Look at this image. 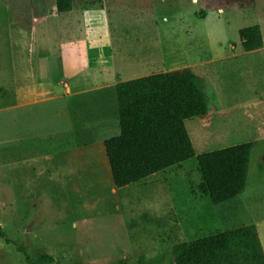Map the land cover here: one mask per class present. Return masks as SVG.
<instances>
[{
    "label": "rangeland",
    "instance_id": "374dc122",
    "mask_svg": "<svg viewBox=\"0 0 264 264\" xmlns=\"http://www.w3.org/2000/svg\"><path fill=\"white\" fill-rule=\"evenodd\" d=\"M222 3L74 0L59 13L55 0H0V264H175L176 244L246 224L264 245V0ZM85 8L106 11L116 72L95 65L102 47L89 55ZM253 25L263 47L246 51ZM188 66L213 108L189 132L220 139L207 150L254 142L246 190L218 205L196 159L117 188L104 146L121 132L116 89L77 90ZM23 87L58 96L28 119Z\"/></svg>",
    "mask_w": 264,
    "mask_h": 264
},
{
    "label": "trees",
    "instance_id": "16d2710c",
    "mask_svg": "<svg viewBox=\"0 0 264 264\" xmlns=\"http://www.w3.org/2000/svg\"><path fill=\"white\" fill-rule=\"evenodd\" d=\"M55 1L59 13L74 8V0ZM218 6L243 8L244 0H223ZM240 38L246 51L263 47L259 25L242 28ZM205 80L188 66L116 84L121 132L104 146L117 188L196 159L200 188L214 205L246 190L254 142L197 154L187 128L188 119L205 118L213 111ZM173 255L175 264H264V245L257 224H246L180 242Z\"/></svg>",
    "mask_w": 264,
    "mask_h": 264
},
{
    "label": "crops",
    "instance_id": "0c3cea01",
    "mask_svg": "<svg viewBox=\"0 0 264 264\" xmlns=\"http://www.w3.org/2000/svg\"><path fill=\"white\" fill-rule=\"evenodd\" d=\"M83 14L85 15V19L87 20L88 28H89L88 34H87V48L89 49V53H90L89 55L92 56L94 51H99V49H101V47H102L105 51L103 50V53L101 51L100 57H97L95 55L92 57L94 61H97L95 63V65L100 61V63L105 65L102 69H105L108 72V74H110L111 72H116L115 71L116 63L113 61L114 52L112 49H114V48L112 45V34H111V31L107 25L106 11L103 9L101 10V9H87V8H85L83 10ZM94 54H96V53H94ZM90 64H91L90 65L91 67L94 65L93 62H90ZM98 70H101V68H98ZM196 73L198 74L199 72H196ZM199 75L203 76V74H201V73H199ZM117 76L119 77V74H117ZM96 78H99V75H97ZM91 79H93V78L90 77V83L88 84L91 87L90 86L89 87L87 86L86 88L81 87L77 90L85 91V90H89L92 88L95 89V88H99V87H108L109 85L116 89V84L118 83V81L108 82V80H107V81H104L105 83H101L100 85H97L95 87L94 85H92L93 80H91ZM96 81H98V80L96 79ZM21 91L25 95L23 98V102H24V106H25V110H26L24 114L27 116L28 119H30L29 118L30 112L28 111V108L34 102H39L41 104V103L46 102L49 97H55L56 98V96H58V95H53L51 93H45L43 95H41V94L38 95L37 93H32L31 89L28 87H23V89H21V88L20 89H17V88L14 89V93L17 97L19 95V92L21 93ZM20 100H21V98H20ZM220 104H221L222 111H224L226 106L223 103L222 98L220 99ZM231 107L232 106H230V108ZM221 122L223 124H225V122H223V121H221ZM199 124L201 126L203 125L201 122ZM190 136H191L192 141L194 143L197 154H202L205 152L213 151V150H207V149H209L212 145H214V143L219 142V141H216V139L218 140L219 138L215 137L214 134L207 135L204 137H197L196 134H193V132H191ZM233 145H236V144H233ZM229 146H232V145H229ZM220 148H223V147H220ZM217 149H219V148H217ZM214 150H216V149H214ZM155 175L156 174H154L152 176H155ZM150 177L147 180H149Z\"/></svg>",
    "mask_w": 264,
    "mask_h": 264
}]
</instances>
